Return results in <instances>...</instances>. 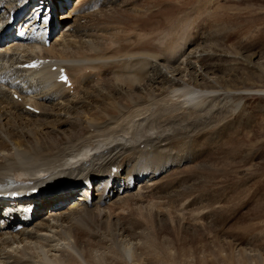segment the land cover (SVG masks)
<instances>
[{"label":"bare ground","instance_id":"obj_1","mask_svg":"<svg viewBox=\"0 0 264 264\" xmlns=\"http://www.w3.org/2000/svg\"><path fill=\"white\" fill-rule=\"evenodd\" d=\"M15 1L0 0V13H4L3 9L10 13L16 6L12 4ZM65 1L68 0L37 1L29 10L30 17L27 18V13L17 24L23 26L32 22L30 26H34L37 14L41 11V19L46 7L45 15L53 18L57 15L54 8L63 7ZM120 2L82 1L76 5L78 13L70 25L72 31L63 33L48 47L39 41L36 29H33L35 34L26 38L25 34L15 37L12 30L3 32L5 39L0 43V57L4 58L9 52L18 53L21 60H11L7 66L0 67L8 69L0 78L11 73L3 82L7 91L0 88V189L29 191L40 187L42 191L38 197L21 198L33 211L30 219L18 223L24 225L21 230L13 231L11 225H0V264H127L126 259L139 261L143 257L149 260L155 257L150 254L153 242L149 235L153 232L159 236L165 232L166 222L149 213L145 218L152 229L143 227L135 218L134 207L142 200L149 202L169 196L171 191L167 184L158 185V182L157 187L154 183L149 187L148 182L163 172L165 174L160 177L166 178L175 168L168 171V167L141 165L138 163L141 151L145 149L151 156L163 152L167 164L177 165L186 159L180 155L182 151L198 147L204 140L211 139L213 128L230 122L231 110L227 105L218 103L215 112L210 103L207 105L209 101L216 103L215 93L223 88L208 77L216 64L205 51H184L183 43L175 36L185 32L181 29L180 10L177 11L175 5L180 8L189 2L182 4L179 0L174 4L172 11L175 13L163 22L165 29L160 33L158 25L150 29L149 34H139L144 26L154 24L143 18L138 20L140 25L136 24V38L128 42L127 38L117 36L108 40L102 38L98 30L105 21H119L115 7ZM96 5L99 11L94 15L89 10ZM20 8V5L15 7L14 15ZM81 19L85 20L83 24ZM59 25L58 21L45 23L43 41L47 32L50 30L52 35L51 30L56 31ZM159 34H163L161 39ZM216 54L212 52L214 57H226ZM34 56L62 62L71 76L72 90L56 82L47 66L29 73L28 78L22 77L21 72L20 81L25 82L31 92L36 91L26 100L27 93H23L16 82L19 76L14 77L19 70L13 65L27 62ZM152 60L166 67L165 74L145 76V69H151ZM70 61L80 63L69 64ZM179 61H183L181 66L174 68ZM148 78L152 84L147 82ZM44 83L46 87L42 86ZM12 91L18 93L21 102L13 99ZM194 95L196 97L191 98ZM26 104L37 108L39 114L26 109ZM143 105L146 113L154 107L151 114L158 116L157 121L163 128L154 127L156 120L150 115L148 118L152 122L148 124L149 119H146L148 126L145 123L147 127L142 131L137 130L138 125L137 128L132 126ZM114 167L117 168L115 172ZM39 171H45V175L39 176ZM137 183H142L144 194L135 197L131 192L130 199L114 201L115 196L130 192ZM80 185H83L81 197H76ZM94 190L98 195L93 194ZM121 204L126 205L127 215H118L110 221L115 211L121 210ZM15 209L0 204V218L10 220L22 214ZM159 246L158 255L167 248L166 244ZM162 257V261L177 264L169 256Z\"/></svg>","mask_w":264,"mask_h":264},{"label":"rangeland","instance_id":"obj_2","mask_svg":"<svg viewBox=\"0 0 264 264\" xmlns=\"http://www.w3.org/2000/svg\"><path fill=\"white\" fill-rule=\"evenodd\" d=\"M78 1L81 0H68L63 7L54 8L57 11L53 17L55 19L52 15H45L46 7L45 16H41L40 22L41 14L36 16L38 37L43 33V20L46 23H60L50 37L51 45L63 33L71 32L70 25H73L76 17V9L73 8ZM177 1L121 0L123 3L115 7L119 12L116 15L119 21H105V25L98 30L99 35L107 40L112 36L127 38L128 42L130 38H136V24L143 18L152 20L154 24L144 26L139 34H149L150 29L158 25L160 33L165 29L163 22L175 13L172 8ZM187 2L188 5H181L180 8L175 5L176 10H180L181 29L185 30L175 36L183 43L184 51H205L216 64L208 77L223 88L215 93L216 103L207 100V105L210 103L213 112L219 104L227 105L231 110L230 122L213 128L211 139L204 140L198 147L182 151L180 155L186 159L177 165L167 164L163 159L166 157H162L166 156L162 155L163 152L151 156L145 149L141 151L138 159L141 165L168 167V171L175 169L166 178L160 177L165 174L163 172L148 182L149 187L153 183L157 187L158 182V185L167 184L171 191L169 196L149 202L139 200L140 203L134 207L135 218L143 227L152 229V224L145 218L149 213L166 222L165 232L162 231L160 237L153 232L149 235L153 242L150 254L155 257L150 260L143 257L139 261L126 259L127 264H172L169 260L162 261V255L169 256L177 264H264V0H210L211 3L207 0H182V4ZM15 3L17 1L12 2ZM99 5L98 9L92 7L89 12L95 15ZM165 9L166 12H160ZM84 22V19L80 20L81 24ZM109 30L111 33H108ZM170 36L175 37L174 34ZM159 37L161 39L163 34H159ZM212 52L226 57H214ZM12 56L16 58L19 54ZM6 58L10 60L11 56ZM157 63L152 60L151 69H145V76L159 72L165 74L166 67ZM182 63L179 61L173 66L177 68ZM166 76L170 75L166 73ZM147 82L151 83L150 78ZM143 106V109H138L139 114L133 119L132 126L137 128L138 125L137 130L142 131L152 122L150 117H154L156 121L153 120V126L163 128L157 121L158 116L151 114L154 107H151L150 113H146ZM139 115L146 116L141 120ZM146 119H149L148 124ZM140 124L145 126L140 127ZM142 183L133 185L130 192L115 196L114 201L130 199L128 194L131 192L135 197L144 194L146 191L142 190ZM94 192V195H98ZM120 199V202L123 201ZM95 200L97 198L94 196ZM120 206L117 205V208ZM127 211L125 205L114 215L106 214L112 215V221L118 215L126 216ZM160 244H166L167 248L158 255Z\"/></svg>","mask_w":264,"mask_h":264}]
</instances>
